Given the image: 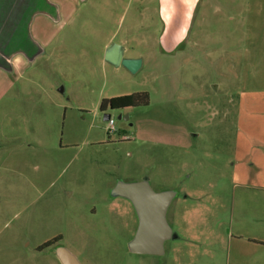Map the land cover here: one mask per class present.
<instances>
[{
    "label": "rangeland",
    "instance_id": "374dc122",
    "mask_svg": "<svg viewBox=\"0 0 264 264\" xmlns=\"http://www.w3.org/2000/svg\"><path fill=\"white\" fill-rule=\"evenodd\" d=\"M125 3L112 10L117 19L126 7L120 31L135 6ZM250 4L215 0L218 10L205 23L198 15L172 52L151 43L160 28L144 30L135 73L104 60L111 23L101 28L81 7L9 74L0 98V264H60L53 247L42 248L56 237L53 246L81 264H264V0L255 21ZM138 92L147 105L98 109ZM141 180L175 193L165 218L177 238L160 255L129 251L136 220L111 195L118 182Z\"/></svg>",
    "mask_w": 264,
    "mask_h": 264
},
{
    "label": "crops",
    "instance_id": "0c3cea01",
    "mask_svg": "<svg viewBox=\"0 0 264 264\" xmlns=\"http://www.w3.org/2000/svg\"><path fill=\"white\" fill-rule=\"evenodd\" d=\"M131 1L135 6L127 25L120 31L118 27L126 7L117 19L112 10L115 5L123 7L127 4L125 0H0V98L11 84L9 74L20 71L35 55L44 51L45 47L51 44L55 33L61 31L81 7L92 8L97 17L96 24L101 28H106L111 23L112 27L102 39L101 54L105 53L109 45L116 43L122 47L124 58H139L142 66L144 57L135 48L149 43L144 30L154 26L160 28L159 34L153 37L154 39L151 38V43L154 42L172 52L186 38L198 15L202 19L201 22L205 23L209 20L210 12L220 9L223 2H218L217 9L216 6L211 7L215 0ZM249 2L251 4L246 13L250 14L251 21H255L257 17H253V14L257 13V8L259 12V6L255 2L259 3V0ZM232 3L236 5L238 2ZM148 5H152L150 15L146 13ZM227 19L233 21L231 16ZM241 27L242 23L238 21L231 37L234 46L241 44V40L237 38ZM249 27L256 29L257 26L251 22ZM260 106L261 104L258 109Z\"/></svg>",
    "mask_w": 264,
    "mask_h": 264
},
{
    "label": "water",
    "instance_id": "95a60500",
    "mask_svg": "<svg viewBox=\"0 0 264 264\" xmlns=\"http://www.w3.org/2000/svg\"><path fill=\"white\" fill-rule=\"evenodd\" d=\"M104 60L113 66H122L130 73H135L141 66L139 58H124L122 47L116 43L108 46L104 53ZM120 118L118 116V119ZM109 119V114L103 115V120L108 121ZM111 195L128 199L137 214V229L127 245L131 253L160 255L163 253L164 242L177 238L165 218L166 208L175 196L174 192H154L147 180H141L131 183L118 182ZM54 252L60 264H81L62 246H57Z\"/></svg>",
    "mask_w": 264,
    "mask_h": 264
},
{
    "label": "trees",
    "instance_id": "16d2710c",
    "mask_svg": "<svg viewBox=\"0 0 264 264\" xmlns=\"http://www.w3.org/2000/svg\"><path fill=\"white\" fill-rule=\"evenodd\" d=\"M149 103V97L147 92H138L127 95H121L117 97H112L109 99H102L99 103L98 108L104 110L106 107H111L112 109H123L128 107H135L138 105H147ZM58 237L54 240L46 242L48 245L52 242L58 241Z\"/></svg>",
    "mask_w": 264,
    "mask_h": 264
},
{
    "label": "flooded vegetation",
    "instance_id": "af4514ba",
    "mask_svg": "<svg viewBox=\"0 0 264 264\" xmlns=\"http://www.w3.org/2000/svg\"><path fill=\"white\" fill-rule=\"evenodd\" d=\"M99 109V108H98ZM106 109H112L111 107H106L104 110H100V111H105ZM113 198H121V199H123V200H125L129 205H130V207H131V209H132V212H133V215H134V218H135V220H136V228H135V231H136V229H137V225H138V217H137V214H136V212H135V209H134V207H133V205H132V203L128 200V199H126V198H124V197H121V196H112ZM173 200V199H172ZM172 200L169 202V204H168V206H167V208H166V211H165V217H166V214L168 213V210H169V208H170V205H171V202H172ZM135 233V232H134ZM56 242V241H55ZM55 242H52V243H50V244H48V245H45L44 244V246H42V248H45V247H53V253L55 254V252H54V250H55V248L58 246H53L54 244H55ZM166 242V241H165ZM70 252V251H69ZM71 253V252H70Z\"/></svg>",
    "mask_w": 264,
    "mask_h": 264
},
{
    "label": "built area",
    "instance_id": "2783aa9c",
    "mask_svg": "<svg viewBox=\"0 0 264 264\" xmlns=\"http://www.w3.org/2000/svg\"><path fill=\"white\" fill-rule=\"evenodd\" d=\"M108 124H109V126H110V128H109V132H113V127H112V125H113V120H111V119H109L108 121Z\"/></svg>",
    "mask_w": 264,
    "mask_h": 264
}]
</instances>
